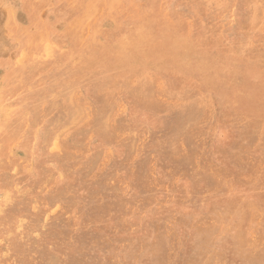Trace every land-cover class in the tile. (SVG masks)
Returning <instances> with one entry per match:
<instances>
[{
	"label": "rangeland",
	"instance_id": "rangeland-1",
	"mask_svg": "<svg viewBox=\"0 0 264 264\" xmlns=\"http://www.w3.org/2000/svg\"><path fill=\"white\" fill-rule=\"evenodd\" d=\"M239 177L264 179V0H0V251L264 264L258 206L209 209L243 224L229 255L172 223L205 195L169 186Z\"/></svg>",
	"mask_w": 264,
	"mask_h": 264
},
{
	"label": "crops",
	"instance_id": "crops-1",
	"mask_svg": "<svg viewBox=\"0 0 264 264\" xmlns=\"http://www.w3.org/2000/svg\"><path fill=\"white\" fill-rule=\"evenodd\" d=\"M220 181H198L194 182L196 186H169L171 193L183 192L187 194H196L204 197V200H187L180 203L176 202L177 207L175 215H172V223L177 226V232L180 235L181 244L187 246L189 242L193 245L205 244L207 242L206 232L199 230V225L206 220L209 221V228L211 230L213 243L216 245L218 253L229 255V244H234L237 240L236 236L240 234L238 226L242 223L240 219L231 214L219 215L211 217L209 209L215 206H221L224 208H237L242 209L244 207H260L264 209V179L248 178L243 179L241 177L234 179H219ZM207 185V186H206ZM128 196L135 197L136 193H127ZM134 199V198H131ZM130 206H133L129 203ZM125 207V204H121ZM179 208V211H178ZM138 210L143 211L142 208ZM118 220H124V222L130 225L139 223L140 219L136 221L130 219L128 213H123L120 216H116ZM146 222L148 216L144 219ZM244 223L247 220L243 221ZM132 223V224H131ZM248 225V222L246 223ZM253 233L251 237H248L249 246L248 250L256 255L264 254V215L257 216L253 220ZM158 226V225H157ZM243 226V224H241ZM157 228V227H156ZM242 228V227H241ZM241 230V229H240ZM209 232V231H207ZM214 244H212V247ZM1 247V246H0ZM3 247L0 251V264H21L20 256L17 255L13 248ZM29 264H53L52 258H46L43 262H30Z\"/></svg>",
	"mask_w": 264,
	"mask_h": 264
}]
</instances>
